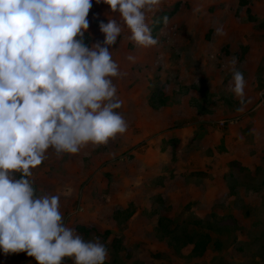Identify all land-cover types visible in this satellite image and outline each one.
<instances>
[{"label":"rangeland","instance_id":"obj_1","mask_svg":"<svg viewBox=\"0 0 264 264\" xmlns=\"http://www.w3.org/2000/svg\"><path fill=\"white\" fill-rule=\"evenodd\" d=\"M118 16L93 0L88 45ZM148 23L157 45L137 46L125 29L112 49L127 74L113 78L127 131L77 154L49 149L32 170L36 194L59 195L65 225L98 237L106 264H264V171L253 172L264 170V0H163ZM233 58L251 100L243 113L228 91ZM232 159L249 170L229 168ZM188 231L209 233L202 254L183 242ZM0 264L38 262L0 250Z\"/></svg>","mask_w":264,"mask_h":264},{"label":"clouds","instance_id":"obj_2","mask_svg":"<svg viewBox=\"0 0 264 264\" xmlns=\"http://www.w3.org/2000/svg\"><path fill=\"white\" fill-rule=\"evenodd\" d=\"M101 2L119 16L101 20L104 39L89 46L85 33L93 0H0V250L5 254L26 252L38 264H63L65 257L74 264H105L108 257L98 237L86 241L65 225L60 196L37 195L30 179L49 149L57 156L77 154L128 129L117 111L123 101L113 82L127 74L112 49L125 29L137 46L157 45L148 13L159 11L163 0H96ZM215 32L225 34L222 25ZM236 63L230 61L228 91L239 98L236 111L243 113L251 100L245 99L246 80Z\"/></svg>","mask_w":264,"mask_h":264},{"label":"trees","instance_id":"obj_3","mask_svg":"<svg viewBox=\"0 0 264 264\" xmlns=\"http://www.w3.org/2000/svg\"><path fill=\"white\" fill-rule=\"evenodd\" d=\"M173 7H176V6H173ZM172 7V8H173ZM175 9V8H173ZM171 11H174V10H171ZM85 42L88 44L89 43V38L87 36V39L85 40ZM228 166L229 168H237L239 170H249L248 166L244 163H242L240 160L238 159H232L228 162ZM264 170L263 168H260V166H256L253 170L254 173H262ZM190 174H195V175H199V176H202V175H206V172L204 170H193V171H190L189 172ZM165 219L167 221H165ZM172 221L171 218H168V217H162L160 218V223L162 224H165V223H169ZM82 228L88 230L89 228L86 227V226H83L81 225ZM182 240L183 242H187V243H191L193 246H192V250H193V253L199 255V254H202L206 247H207V244L210 240V235L209 233L207 232H184V234L182 235ZM128 253V252H127ZM163 254V251L161 250H155V251H152L151 252V255L153 257H156V258H159L161 257ZM107 263V260L105 261V264Z\"/></svg>","mask_w":264,"mask_h":264},{"label":"crops","instance_id":"obj_4","mask_svg":"<svg viewBox=\"0 0 264 264\" xmlns=\"http://www.w3.org/2000/svg\"><path fill=\"white\" fill-rule=\"evenodd\" d=\"M206 175H207V173H206ZM206 175H202V176H206ZM155 251V250H154Z\"/></svg>","mask_w":264,"mask_h":264}]
</instances>
